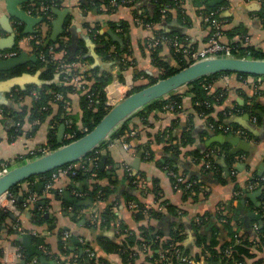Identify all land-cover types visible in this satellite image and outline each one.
I'll list each match as a JSON object with an SVG mask.
<instances>
[{"label":"crops","instance_id":"crops-1","mask_svg":"<svg viewBox=\"0 0 264 264\" xmlns=\"http://www.w3.org/2000/svg\"><path fill=\"white\" fill-rule=\"evenodd\" d=\"M213 1L216 0H182L178 8H172L168 14H163L159 23H154L148 16L153 15L156 10V0H139L135 4L130 0H57L51 21L42 27L40 18L28 12V0H0V52L17 51L18 57L25 53L30 59L33 58L35 55L31 42L36 35L41 34L42 40L50 38L55 23L64 19L63 32L65 30L67 35L63 38L69 48L66 50L67 55L75 59L78 52L84 53V61L77 60V70L79 74H83V79H80L82 89L88 86L84 75L86 71L97 69L100 76L111 75L113 80L105 92L107 101L114 106L129 96L137 86H146L160 76L161 71L153 64L151 51L147 48V43L154 39L157 33L179 39L185 50L184 58L192 61L191 54L203 49L210 35L209 27L203 22L204 12L218 13L224 25L223 43L238 50L243 49L248 56L250 50L264 56L262 4L258 0H222L215 6H210ZM213 8L214 10H211ZM167 15H170V18ZM121 21L130 26L131 54L123 55L121 59L114 61L106 60L100 53L102 47L96 42L94 35L96 30H99L102 36L108 37L111 33L110 23L117 24ZM238 28L245 31L244 35L228 36V32ZM170 48L167 44L161 45L160 57L171 66H176ZM247 79L237 75H225L206 84L205 89L210 88L206 89L208 96L223 94L225 97L222 105L213 104V112L207 115L197 110L194 95L188 93L189 90L185 86L176 91L181 94L182 103L179 108L167 109L169 101L163 109L147 112V120L145 117L132 116L131 126L136 129L132 133L135 135L128 134L119 141L113 140L110 146L108 143L106 149L97 155L96 164L91 167L94 168V173L88 181L77 183L74 178L63 177L50 191L46 190L44 180L39 177L20 185V192L28 195L27 207L45 208L44 214L49 221L37 227L33 223L32 215L25 214L20 219L22 229L34 230L33 235L45 240L46 246L43 247L44 250H38L30 235H26L20 245L0 242V248L4 249L1 262L20 264L16 248H21L24 254L32 257L30 264H56L53 257L61 256L59 235H63V241L67 245L69 238L73 236L74 241L70 244L73 253L77 250L76 244L86 241L92 243L97 256L105 257L108 264H154L156 252L146 250L148 247L151 249V246L141 238V228L155 226L157 232H163L162 244H166L170 239L172 225L181 222L183 243H180L191 259L194 260L196 254H201L202 247L215 240L218 241L220 249L231 241L234 242L231 246L240 245L246 235L253 256L247 260V264H264L262 191L247 189L250 181L264 176V83L256 85L248 83ZM5 81L7 80H0V163L8 162L14 168L37 158L36 155H31V151L40 152V149L45 148L50 152L52 131L55 132V144L60 147L58 134L62 125L66 126L62 145H66V142L73 138L66 124L56 123L59 116L57 103L51 104V114L44 122L33 124L30 111L34 107V99L29 96L23 99L16 97L14 92L21 87L6 88L3 84ZM25 86L27 89L31 85ZM79 86V82H74L76 90L68 96L64 106L65 113L60 117L65 119L69 116L78 131L83 132L86 127L82 122L83 107L80 104ZM83 93H86V90ZM254 105L260 108L257 110L259 117L256 122H253V116L250 114L242 113L246 106ZM23 109H26L28 114L23 121L18 122L17 115L14 116L12 112H21ZM236 110L242 112L228 116L230 118L224 125L247 133V139L240 138L248 145V150H239L236 154L238 148L226 144L228 151L215 155L216 173L203 170L191 153L220 145L206 147L215 135H219L210 127L211 120H218L221 113L226 115V112ZM246 116L251 118L256 134H248L240 123H234L237 118L242 120ZM158 136L163 138V142L155 141ZM129 139H135V143H130ZM168 146L179 148L180 154L172 161V167L185 176L186 181L194 180V185L199 187L197 193L192 192L190 196L185 194L181 187H176L174 180L169 176L166 164L171 154L166 151ZM228 154L234 157L229 158ZM37 155L40 156L41 152ZM99 173L105 177L98 179ZM130 173L142 181L141 187L133 183ZM93 185L111 190L108 201H87L82 204L84 208L76 214L68 206L75 195V188L87 187L91 191ZM134 202L141 203L147 209L162 213L166 217L159 220L148 217L139 222L135 218L137 211L131 207L132 204L136 205ZM7 205V199H2L1 206ZM168 206L176 208L178 217L168 214ZM108 207L113 208L114 218L106 224L102 220V214ZM20 216L21 213L15 218ZM88 222L94 227L88 228ZM121 226L126 227L130 233L120 232ZM132 235H137V240L143 244L135 248L130 262H125L119 254H105L99 244V240H109L122 245ZM34 251L43 254L42 260L37 255L30 256L29 252ZM44 255H48L52 260H44ZM202 262L206 261L203 259Z\"/></svg>","mask_w":264,"mask_h":264},{"label":"trees","instance_id":"trees-1","mask_svg":"<svg viewBox=\"0 0 264 264\" xmlns=\"http://www.w3.org/2000/svg\"><path fill=\"white\" fill-rule=\"evenodd\" d=\"M122 1V0H121ZM132 1L133 4H135L139 0H130ZM182 0H156V10L154 11L153 15H149L148 17L152 19L151 21L154 23H159L163 13L162 10L163 8H178L181 4ZM57 0H28L27 4L31 6L34 9V13L36 16H39L41 13V5L44 4L47 7H49L48 13L53 17L54 15V8L57 6ZM109 5V4H108ZM211 10H214L211 9ZM264 10V6H263ZM112 12V11H109ZM168 14V13H167ZM168 16V15H167ZM170 16V15H169ZM168 16V18H170ZM180 16L182 18L183 15ZM46 20V19H44ZM50 22V21H48ZM110 30L111 34L108 37H104L100 34L99 30H96L95 33V39L96 42L102 47L100 50V53L105 57L106 60L109 61H114L115 59H121L123 55L130 56L131 54V44H130V26L127 22L121 21L120 23H110ZM244 30L238 28L235 29L231 32H228V36L234 37V36H241L244 35ZM39 34V33H38ZM36 35V38L33 39L31 42V45L33 46V53L37 58L36 62H33L31 64H27L21 67H18L10 72L7 73H2L0 74V80H9L14 77H20L23 74H30V75H35L37 73H40V80L43 82H46V84L43 85H31L29 86L25 91L17 88L18 90L14 92L15 96L18 98H25L27 96L32 97L34 99V107L30 111V120L31 122L38 123L40 124L41 122H44L46 118L51 114V104L52 103H57L59 106V116L56 118V123L57 125H62L66 124L67 127L69 128L68 132L70 135L76 132V135L68 140L66 143L69 144L71 142H74L76 140H79L83 136H85L87 133L85 132H79L76 125L72 123V119L67 116L65 119H61V114L65 113V105H66V100H68V96L71 93H74L75 87H74V77L75 76H80L83 74H78L76 71H72V75L68 74V69L67 70H60L59 65L56 62H50V63H45L42 60L39 59V56L41 54L49 55L51 51H54L55 53H60L63 50H68V45L64 41V36H66V31L61 34V36L55 40L52 41L50 38H45L42 40L41 34ZM94 34V33H93ZM160 36V33L156 34V37ZM112 48L114 51H111ZM171 49V54L176 62V66H171L167 62L161 59L160 57V52H161V46L158 47L157 49H151V54H152V61L153 64L161 71V74L158 78L153 79L148 85L146 86H137L133 92H138L143 90L144 88L153 85L157 83L160 80L169 78L173 76L174 74L178 73L179 71L189 67L192 65L194 62L193 61H187L184 57V54L180 51H177L173 47ZM238 50V49H237ZM241 52V53H240ZM250 52V56L247 55V53L243 52L242 50H238L234 52V56H239V58H251V59H261L264 60V56L259 55L253 50L248 51ZM84 53L78 52L77 55L74 57L75 59H72L70 55L68 54L65 59L68 64L71 63H76L78 61H84L83 60ZM78 60V61H77ZM86 76V82L88 83V86H85L84 89H80L81 92V102L80 104L82 105L83 109V118L82 122L84 124V127L88 129V132H91L100 122L101 120L108 114L111 108H108L106 106L107 102V96L105 89L106 87L112 82L113 77L108 74L104 75H99L97 69H92L89 71H86L84 73ZM225 75H237L240 76L243 79H247L249 77H255L252 75H247V74H236V73H221L218 75H212L208 76L205 78H202L200 80H197L189 85H186L188 88L189 92L194 95V104L196 103L197 110L200 111L201 114L207 115L211 112H213V104L216 105H222V103L225 100V97H221L220 100H217V97L214 95H209V92L205 89V85L211 82L213 79L218 78L219 76H225ZM68 77V80H65V77ZM56 78H58V81H56ZM86 90V93H83ZM178 92L172 93L169 96L163 98V100L156 101L152 103L151 105L147 106L143 110L139 111L136 113V116L140 117H145L148 115L147 112L157 110L158 108L161 110L163 109V106L166 105V102L170 103H176L177 105H180L182 103L181 100V94H177ZM56 94H62L64 96V99L62 101H56L55 100V95ZM130 94V95H131ZM218 96V95H217ZM220 96V95H219ZM218 96V97H219ZM94 102V103H92ZM260 109L258 105L254 106H246L243 109V113H248L253 117H259L257 114V110ZM13 115H17V121H23L24 118L27 116V110L23 109L21 112H12ZM227 113V112H226ZM225 113V114H226ZM133 115V117L135 116ZM132 118L128 119L125 121V123L111 136L112 141L116 140L119 141L123 137H126L128 134H131L133 130L135 129V126H131V121ZM230 117L224 115V113H221L219 115L218 120H211L212 124L218 125V124H224V122H227V119ZM147 120V118L145 119ZM21 123V122H20ZM69 123H71V127H69ZM145 124V121H144ZM216 134H222L221 131H214ZM249 134V132H248ZM55 132H50V146H51V151H54L58 148L55 144ZM163 138H160L159 136L156 138V142L161 143L163 142ZM130 143H135V139L130 140ZM108 143H103L100 148L106 149ZM166 151L168 154H171V157L168 159L166 167L174 171L176 173H179L178 170L174 169L172 167V161H174V158L178 157L180 154V150L178 147L175 146H168L166 148ZM228 151V145H216L213 147H210L208 149H203L201 150H196L191 153V156L195 159V162L198 165L202 166V169L207 171V172H213L216 173V171L211 170L210 168H207V155H210L211 163L216 166L215 163V155L218 152H227ZM90 154V156H92ZM228 157H234L232 155L228 154ZM89 158V157H88ZM150 158V157H149ZM87 159V158H86ZM84 159V160H86ZM217 167V166H216ZM94 168L90 169L86 173L80 174L77 178H75L77 183L83 182V181H88L94 171ZM52 173V172H51ZM48 173L46 175L38 176L39 178H42L44 181V184L46 183V180L48 176L51 174ZM105 175L102 173H99V176L97 177L98 179L104 178ZM37 178V177H35ZM35 178H31L30 180L26 182H31ZM264 178L261 177L259 180ZM137 179V177L131 178V180L134 181ZM193 179L190 180L189 183H193ZM254 181V180H253ZM24 182V183H26ZM251 182V181H250ZM22 183V184H24ZM188 183V182H187ZM20 184V185H22ZM261 187L257 190L262 191V200H263V205L261 209V214L263 216V222H264V182H261ZM20 185L13 187L9 193L15 195L17 199V205L19 209L21 210V216L19 218H13V215L9 211L5 210H0V242H8V243H13L20 245L21 240L23 237L26 235L32 236L34 243L36 244L37 249L39 250V247H45L46 243L45 240L38 238L37 236L33 235L34 230H29L25 231L22 228L21 225V217L25 214L32 215V220L34 221L33 223L36 224L37 227H41L48 223L49 221L45 217V208H39V209H34V207L31 209V206L29 207H23L24 204L27 202V197L28 195L22 194L20 192ZM185 194L189 195L192 194V192L197 193L199 190V187H194L191 189V191L186 190V185L183 184L180 186ZM76 192L84 195L83 197H78V196H73L72 200L68 203V206L73 209V211L77 214L78 211L84 208L82 206L83 203L90 201L92 203H103L105 201H108V198L111 195V190L109 189H102L98 185H93L92 190L90 191L89 188L83 187L82 189L80 188H75ZM186 195V196H187ZM185 196V197H186ZM190 196V195H189ZM136 215L135 218L137 221L141 222L146 220V218H152L155 220H159L162 218H165L166 215H163L162 213L155 212L154 210L147 209L146 206H144L141 203L134 202ZM168 214L173 216V217H178L176 208L173 206H168L167 207ZM220 217V215H219ZM114 218V212L112 207H108L104 210V213L102 214V220H104L106 224H108L112 219ZM221 218V217H220ZM88 228L94 227V225H91V222H88L86 224ZM231 226V225H230ZM183 224L179 222V224L172 225V230L170 233V239L168 242L165 244V247H169L172 243L174 242H181L183 243V235H182V229ZM122 231H128L126 227L121 226ZM128 233H130L128 231ZM264 233V225L262 227V234ZM60 236V255L58 258L53 257V260L55 262L59 261H67L68 259L71 260V262H75L76 264H108V260L105 257H99L97 256V253L94 251V247L92 246V243L90 242H84V244H76V251L73 253L72 248L70 247V244L72 243L73 236H71L68 240V245L65 244L63 241V235ZM144 238L147 243H150L149 245L151 246V250L155 253L160 247V241L158 239L164 237L163 232L156 231L155 226H148V227H142L141 228V238ZM138 236L137 235H132L131 237H128L126 240L125 244L118 245L115 242L109 241V240H99V244L103 249V252L107 255H114V254H119L121 257L124 258L125 262H130L131 258L134 255L135 248L138 246H142V242L138 241ZM244 241L241 240V244L238 246H233V252L231 253V256L229 259H224V255L226 254V251L228 250L229 247H231V243L227 242L225 245L220 247L218 249L219 243L217 240L213 241L210 245H206L205 247H202V252L201 254H196L194 257V261L196 264H199L202 262L204 259L206 262H209L210 264H220V263H225V264H247V260L252 258V254L249 249V242L247 240V236H244ZM201 243V241H200ZM234 243V242H233ZM232 243V244H233ZM65 246H67L65 248ZM183 247V245L181 246ZM90 248L92 252L96 254L95 257L91 258L87 253H85V249ZM25 255V259L21 261L20 264H30V260L32 257H29L28 255ZM4 256V249L0 248V263L3 259ZM71 256V258L69 257ZM155 258H157V255L154 254ZM66 259V260H65ZM44 260H52V258L48 255H44Z\"/></svg>","mask_w":264,"mask_h":264},{"label":"water","instance_id":"water-1","mask_svg":"<svg viewBox=\"0 0 264 264\" xmlns=\"http://www.w3.org/2000/svg\"><path fill=\"white\" fill-rule=\"evenodd\" d=\"M222 0H216L210 3L215 6ZM40 24L43 19H40ZM64 27V19L54 25V30L50 40H57ZM111 34V33H110ZM36 62L37 58H29L23 53L20 57L2 61L0 60V72H10L18 67L24 66L30 62ZM221 73L247 74L252 76H264V60L238 57H220L216 59L202 60L195 62L189 67L179 71L173 76L160 80L157 83L144 88L127 96L124 100L114 105L101 122L85 136L66 145H62L66 126L62 125L58 134V145L60 148L35 158L23 165L12 168L5 176L0 178V198L8 193L13 187L18 186L31 178L46 175L70 164L79 162L90 156L103 142H105L115 131H117L128 119L143 110L152 103L159 101L170 94L178 91L182 87L189 85L202 78L218 75ZM58 81V78H56ZM6 88L21 87L26 90L25 84L43 85L46 82L40 80V73L35 75L23 74L20 77H14L5 81ZM238 121V122H237ZM234 123H240L249 133L256 134V129L251 122V118L238 119ZM214 144L236 146L238 150L247 151L248 145L236 135H215L206 145L210 147ZM228 172V171H227ZM13 218L15 216L13 215ZM26 238L23 237L22 241ZM29 249V248H28ZM30 251V249L28 250ZM30 256H39L42 260V253L34 251Z\"/></svg>","mask_w":264,"mask_h":264},{"label":"built area","instance_id":"built-area-1","mask_svg":"<svg viewBox=\"0 0 264 264\" xmlns=\"http://www.w3.org/2000/svg\"><path fill=\"white\" fill-rule=\"evenodd\" d=\"M258 2H260L262 4V6H264V0H258ZM171 9L169 8H163L162 13L163 14H167ZM49 11V7H47L46 5L42 4L41 5V13L39 16H37L40 19H43V23L41 24V26H46L48 24V21H51L52 16L48 13ZM28 12L32 15H35L34 13V9L28 5ZM36 16V15H35ZM203 18V22L205 25H207L210 29V35H209V39L207 44L205 45V47L203 49H201L198 52H195L192 55V61L195 62H199L202 60H208V59H216V58H222V57H236L234 56V52L237 51V48L229 45V44H225L222 42V38L225 35L224 32V25L223 22L221 21V19L218 16V13L216 12H204L202 15ZM46 19V20H44ZM163 44H167L170 47H173L174 49H176L177 51H181L182 53H185V50L182 48L181 43L179 41V39L175 38L174 36L168 35V34H160V36L155 37L154 39H152L150 42L147 43V48L149 50L151 49H157L158 47H160ZM19 56V52L17 51H3L0 52V60L2 61H6V60H10V59H14L17 58ZM67 56V52L66 50L61 51L60 53H55L54 51H51L49 55H45V54H41L39 56V59L42 60L45 63H50V62H56L59 65V69L60 70H67L68 68V74L72 75V71H76L78 74V70H77V64L76 63H71L68 64L66 62L65 57ZM80 76H75L74 80L75 82H79V87L82 89V84L80 83L81 80L83 79ZM65 80H68V77L66 76L64 78ZM248 83H254L256 85H261L262 83H264V76H255V77H249L247 79ZM84 89V88H83ZM206 89H210L208 87H206ZM217 97V100H220L221 97H223V94H221L219 97ZM64 99V96L62 94H56L55 95V100L56 101H62ZM94 103V102H92ZM106 106L108 108H112V103L110 102H106ZM167 109H177L179 108V105H177L176 103H169L168 105H166ZM241 110H236V112H227L226 116H232L233 113H241ZM243 113V112H242ZM204 115V114H203ZM253 122L257 121L256 117L252 118ZM69 127H71V123H69ZM210 127L216 131H221L222 134L225 135H237L241 138H245L247 139V137H249L247 135L246 132L241 131V130H237L233 127H229L226 126L224 124H211ZM83 132L88 133V129L85 128L83 130ZM116 132V131H115ZM114 132V133H115ZM76 135V132L73 133L71 136L74 137ZM113 135V134H112ZM131 135H135V133H131ZM112 139L111 137H109L105 142L103 143H111ZM102 143V144H103ZM101 144V145H102ZM100 145V146H101ZM100 146L93 152L92 156H88L86 160H80L79 162L70 164L68 166H65L63 168H60L54 172H52L45 183V187L47 191H50L54 185L56 184V182L63 177H70V178H77L80 174L82 173H86L88 172L91 167L96 164V160H97V155H99L102 151V148H100ZM104 150V149H103ZM41 155L43 156L47 153H49L48 149H40ZM40 152H36V151H31V155L33 156H37L40 157L39 155H37ZM207 159H208V163H207V168H210L211 170H214L216 167L211 163V159H210V155H207ZM12 170V166L10 163L8 162H1L0 163V178L7 175L10 171ZM168 174L169 176L174 180L176 187H180L181 185L185 184L186 185V190L187 191H191V189L194 187V183H189L188 181H186L185 176L181 175L180 173H176L174 171H171L167 168ZM134 175L132 173H130V177H133ZM188 182V183H187ZM261 182H264V178L261 179V181L259 179H255L254 181H251L247 187L248 190L253 191V190H257L261 187ZM134 184L137 187H141L142 181H140L139 178H137L134 181ZM75 195L78 197H83L84 195L78 193L75 191ZM6 198L8 201V205L7 206H1V201L2 199ZM31 201H34L33 198H30ZM27 203L24 204L23 207H27ZM132 208H136L134 204L131 205ZM0 210H5V211H9L12 213V215H14L15 217H18L19 214L21 213V210L19 209L18 205H17V199L15 197V195L11 194V193H6L4 196H2L0 198ZM120 232H122V230H120ZM122 233H128V231H124ZM129 234V233H128ZM68 238V235H66V239ZM158 239L160 240L161 238L158 237ZM162 239H161V247L155 251L157 258H155V263L154 264H196L195 261L193 259H191L189 256L186 255L185 251L183 250V248L181 247V243L180 242H174L172 243L169 247H165V244H162ZM85 241H83L82 243L84 244ZM17 250V260L18 262L23 261L25 259V255L22 252L21 248H16ZM39 250H44V248L42 246L39 247ZM147 251L149 252H153L151 251V249L148 247L146 248ZM233 252V246L229 247L228 250L226 251V254L224 255V259H229L231 256V253ZM85 253H87L91 258L95 257V253L91 251L90 248H86L85 249ZM154 253V252H153ZM4 258V256H3ZM66 260V259H65ZM0 264H3L2 262ZM12 264H18V263H13ZM56 264H76L75 262H71L70 259H68L65 262H61V261H57ZM199 264H209L208 262H201ZM220 264H225V263H220ZM237 264H241V263H237Z\"/></svg>","mask_w":264,"mask_h":264}]
</instances>
